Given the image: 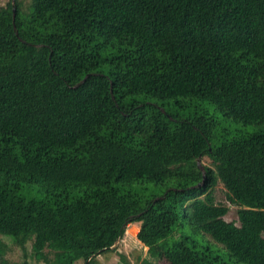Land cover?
<instances>
[{
  "label": "trees",
  "instance_id": "obj_1",
  "mask_svg": "<svg viewBox=\"0 0 264 264\" xmlns=\"http://www.w3.org/2000/svg\"><path fill=\"white\" fill-rule=\"evenodd\" d=\"M134 223L141 264H264V0L0 7V249L97 264Z\"/></svg>",
  "mask_w": 264,
  "mask_h": 264
},
{
  "label": "rangeland",
  "instance_id": "obj_2",
  "mask_svg": "<svg viewBox=\"0 0 264 264\" xmlns=\"http://www.w3.org/2000/svg\"><path fill=\"white\" fill-rule=\"evenodd\" d=\"M9 0H0V7H4ZM22 6L25 9L28 6L29 0H21ZM209 108L210 114H213L220 118V114L215 112L212 106L206 105ZM183 114V113H182ZM230 123V122H229ZM234 129H238L239 126L233 125ZM253 128L244 127L240 128L241 131H251ZM199 167L202 169L203 167L211 166L210 160L206 157H203L197 160ZM214 200L217 204L225 205L228 208V213L224 217L227 222H235L237 223V210L238 207L230 204L226 198V190L222 186V184H217L213 191ZM139 224L134 223L130 224L126 227V231L121 239H119L112 250L108 252H103L100 255L96 256L97 264H118L119 257H124L130 264H141L142 260H144L146 256V248H144L135 238L136 233L138 232ZM9 238V237H6ZM207 241V240H206ZM214 246V245H213ZM26 249L28 255L31 252L30 243L26 245ZM29 264H41L36 262L33 258H29ZM24 262L22 251L9 244L7 249H0V264H22ZM76 264H84L82 261L77 262ZM158 264H166L161 261Z\"/></svg>",
  "mask_w": 264,
  "mask_h": 264
}]
</instances>
